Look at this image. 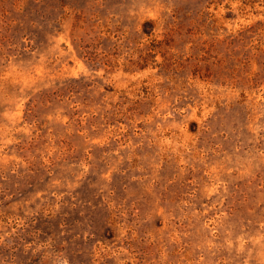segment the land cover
I'll return each mask as SVG.
<instances>
[{
	"label": "rangeland",
	"instance_id": "1",
	"mask_svg": "<svg viewBox=\"0 0 264 264\" xmlns=\"http://www.w3.org/2000/svg\"><path fill=\"white\" fill-rule=\"evenodd\" d=\"M0 264H264V0H0Z\"/></svg>",
	"mask_w": 264,
	"mask_h": 264
}]
</instances>
